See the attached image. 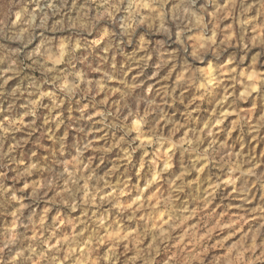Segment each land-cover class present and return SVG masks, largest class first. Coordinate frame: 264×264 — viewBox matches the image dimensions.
<instances>
[{"label": "clouds", "instance_id": "1", "mask_svg": "<svg viewBox=\"0 0 264 264\" xmlns=\"http://www.w3.org/2000/svg\"><path fill=\"white\" fill-rule=\"evenodd\" d=\"M0 264H264V0H0Z\"/></svg>", "mask_w": 264, "mask_h": 264}]
</instances>
